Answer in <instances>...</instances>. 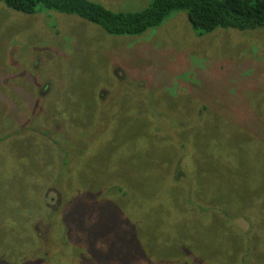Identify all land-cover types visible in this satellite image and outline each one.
I'll return each instance as SVG.
<instances>
[{"label": "rangeland", "instance_id": "rangeland-1", "mask_svg": "<svg viewBox=\"0 0 264 264\" xmlns=\"http://www.w3.org/2000/svg\"><path fill=\"white\" fill-rule=\"evenodd\" d=\"M251 115L264 27L200 35L175 11L114 35L0 1V264H264V136L230 120Z\"/></svg>", "mask_w": 264, "mask_h": 264}, {"label": "trees", "instance_id": "trees-1", "mask_svg": "<svg viewBox=\"0 0 264 264\" xmlns=\"http://www.w3.org/2000/svg\"><path fill=\"white\" fill-rule=\"evenodd\" d=\"M0 1L8 7L28 14L36 12V9L40 7L65 14H75L84 20L99 25L106 32L114 35L139 36L145 31L159 26L175 11L185 12L191 28L200 35L209 33L216 28H233L246 31L264 27V0H152L140 10L128 11L112 10L93 0ZM230 120L234 124H239L242 120L251 121L256 127V132L259 134L261 130L264 136V117L251 115L250 118L241 117V119L236 118L234 121L233 118ZM246 128L250 129L251 126L247 125ZM240 130L242 131L241 128ZM249 133H246L248 139L251 138ZM192 138H195V135L188 133L179 143V148L181 145L182 149L189 150L182 144L186 139L190 141ZM218 140L220 139L216 136L205 147L215 149V153H210L208 158L198 161L200 175H209L211 179H217L223 174L220 170L219 158L224 155V151H221L222 146ZM243 144L244 141L238 140L236 146L231 147L235 149L225 153V158L238 156V149L241 151L240 148ZM192 150L197 151V148L192 147ZM202 150L206 152L205 149ZM170 181L172 182V180Z\"/></svg>", "mask_w": 264, "mask_h": 264}]
</instances>
